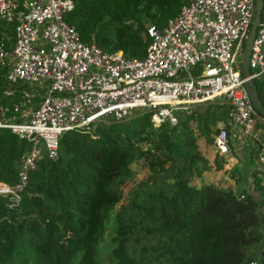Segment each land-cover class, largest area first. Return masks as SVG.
Wrapping results in <instances>:
<instances>
[{"label": "trees", "instance_id": "1", "mask_svg": "<svg viewBox=\"0 0 264 264\" xmlns=\"http://www.w3.org/2000/svg\"><path fill=\"white\" fill-rule=\"evenodd\" d=\"M72 1L64 19L80 40L127 58L143 57L146 27L161 28L185 2ZM1 75L0 104L6 106L20 94L2 95L7 84ZM204 103L203 111L178 113L173 126L167 119L153 123V112L143 109L89 131H64L56 157L38 161L29 172L19 202L8 206L0 195V264H264V168L250 162L256 197L245 188L201 181L210 166L197 150L190 122L211 144L229 109ZM255 126L264 134L263 123ZM27 146L0 128V181L14 182ZM251 155L264 162V146L252 147ZM135 162L144 163L149 175L122 204L120 186L131 180ZM221 167L222 160L214 162L215 170ZM193 177L201 182L191 183Z\"/></svg>", "mask_w": 264, "mask_h": 264}, {"label": "built area", "instance_id": "2", "mask_svg": "<svg viewBox=\"0 0 264 264\" xmlns=\"http://www.w3.org/2000/svg\"><path fill=\"white\" fill-rule=\"evenodd\" d=\"M262 2L248 56L252 81L264 77ZM72 8V0H0V17L16 20L8 48L0 29L1 77L7 85L27 82L42 87L35 104L31 99L39 91L26 90L20 100L0 104V128L28 144L19 155L14 182L0 181V195L8 206L19 202L36 163L56 157L58 138L68 129L89 131L96 123L128 118L132 109L151 110L153 123L167 119L173 126L176 111L191 112L207 101L227 104L226 121L243 134H252L256 119L264 121L249 101L240 72L254 0H185L161 28L146 27L149 42L141 58L82 42L64 19ZM227 138L225 128L213 138L222 153ZM258 159L263 161L260 155Z\"/></svg>", "mask_w": 264, "mask_h": 264}, {"label": "rangeland", "instance_id": "3", "mask_svg": "<svg viewBox=\"0 0 264 264\" xmlns=\"http://www.w3.org/2000/svg\"><path fill=\"white\" fill-rule=\"evenodd\" d=\"M8 19L9 16L7 15H5L4 17H0V29L1 31L4 32L3 34L4 40H9L10 37L11 39L9 41V47H10L13 41V33H12L13 26L9 25ZM242 48L243 45L241 49ZM253 82L257 84L259 96L262 100V91L264 89V77H258L254 79ZM6 88L11 90L12 92H15L16 94H20L22 90H26L32 93L34 91H39L33 95L38 97H40L41 94L40 90L42 89L41 84L39 83H27V82L7 85ZM204 106L205 103L200 102L198 103V105L196 104L194 108H192V110H195L196 108L198 109V112L203 111ZM139 110H143V109H139ZM133 112H136V110L132 109L130 113ZM178 113L181 112L176 111L175 115H177ZM187 113H190V111ZM256 120H259V122L264 124L263 120L260 119H256ZM190 125L194 127L193 132L196 135L197 150L199 154L206 160L207 164L210 166V168L203 173L201 181H208V182H212L213 184L221 185L223 187H230L232 190H239L240 188H245L254 197H256V194L250 188L249 173L252 168L250 162L254 163V165L258 168H264V162L263 161L261 162L260 159L252 155L250 156V150L252 147L255 148L259 144H262L264 146V134L261 133V130L257 126H255V130L252 132V134L248 135L241 133L238 127L230 126L227 121L225 123L217 122L216 128H218V130L220 128H225L228 133L227 150L222 153L214 146V142L213 143L211 142V144L208 143L206 141V138L202 134L198 133V130H196L195 122L194 123L190 122ZM211 135L214 138L215 134H211ZM217 160H222V167L218 170H215L214 162ZM131 170H132L131 180L120 186V192H121L120 203L122 204L126 203L127 201L128 191L136 183L145 180V178L149 175L148 168L142 162L133 163L131 165ZM201 181L199 178L193 177L191 178L190 182L198 185Z\"/></svg>", "mask_w": 264, "mask_h": 264}, {"label": "water", "instance_id": "4", "mask_svg": "<svg viewBox=\"0 0 264 264\" xmlns=\"http://www.w3.org/2000/svg\"><path fill=\"white\" fill-rule=\"evenodd\" d=\"M262 0H254V10L252 21L249 25L248 32L244 38L242 55L240 59V72L243 78H245L244 86L248 94L249 101L254 110L264 118V105L261 103L256 91V87L253 81L248 77V56L251 47V43L256 31V28L260 21V14L262 10Z\"/></svg>", "mask_w": 264, "mask_h": 264}, {"label": "crops", "instance_id": "5", "mask_svg": "<svg viewBox=\"0 0 264 264\" xmlns=\"http://www.w3.org/2000/svg\"><path fill=\"white\" fill-rule=\"evenodd\" d=\"M22 8V10H23V7H21Z\"/></svg>", "mask_w": 264, "mask_h": 264}]
</instances>
